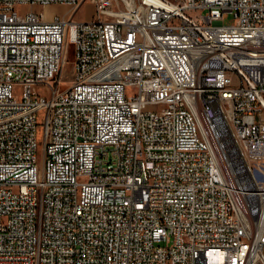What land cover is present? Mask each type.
Returning <instances> with one entry per match:
<instances>
[{
  "label": "built area",
  "instance_id": "obj_1",
  "mask_svg": "<svg viewBox=\"0 0 264 264\" xmlns=\"http://www.w3.org/2000/svg\"><path fill=\"white\" fill-rule=\"evenodd\" d=\"M84 1L0 0V264H264V0Z\"/></svg>",
  "mask_w": 264,
  "mask_h": 264
},
{
  "label": "rangeland",
  "instance_id": "obj_2",
  "mask_svg": "<svg viewBox=\"0 0 264 264\" xmlns=\"http://www.w3.org/2000/svg\"><path fill=\"white\" fill-rule=\"evenodd\" d=\"M67 7L61 4H51L46 7L42 6L41 4H18L16 5V10L19 12H27L29 10H33L36 12H41L42 10L46 11L49 16H52L54 13H63L67 11ZM53 12V13H52ZM95 7L94 4L88 0L84 1V3L81 4L80 9L75 13V18L82 19V20H89L94 17ZM232 17V13H230L226 18L225 21L228 22ZM70 64H68L67 69L69 70ZM67 80L65 82V85L70 83V81ZM39 91H45L44 86L39 87ZM14 92L17 96L22 95V87H15ZM39 138L41 137V130L38 131Z\"/></svg>",
  "mask_w": 264,
  "mask_h": 264
},
{
  "label": "bare ground",
  "instance_id": "obj_3",
  "mask_svg": "<svg viewBox=\"0 0 264 264\" xmlns=\"http://www.w3.org/2000/svg\"><path fill=\"white\" fill-rule=\"evenodd\" d=\"M46 7V6H45ZM47 18L51 17L46 11H44ZM53 13V12H52ZM88 212V203H80L79 207H75V214H83Z\"/></svg>",
  "mask_w": 264,
  "mask_h": 264
}]
</instances>
